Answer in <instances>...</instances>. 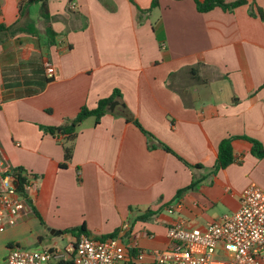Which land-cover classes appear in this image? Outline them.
Here are the masks:
<instances>
[{"label": "crops", "instance_id": "obj_1", "mask_svg": "<svg viewBox=\"0 0 264 264\" xmlns=\"http://www.w3.org/2000/svg\"><path fill=\"white\" fill-rule=\"evenodd\" d=\"M24 1L0 0V23L31 22L38 32L0 41V158L35 181L29 198L38 214L0 234V256L12 246L38 248L50 228L76 240L64 231L82 224L98 239L128 224L122 243L149 253L168 247L172 223L206 228L240 208L248 185L264 189V157L250 141L264 148V20L254 14L264 0L207 12L195 0H160L141 23L131 0H47L49 20L41 2L20 15ZM35 54L52 63L54 79L32 96L8 98L3 67ZM116 89L115 108L99 123L85 119L74 139L45 129ZM226 137L235 161L216 169ZM135 254L124 264H153Z\"/></svg>", "mask_w": 264, "mask_h": 264}, {"label": "built area", "instance_id": "obj_2", "mask_svg": "<svg viewBox=\"0 0 264 264\" xmlns=\"http://www.w3.org/2000/svg\"><path fill=\"white\" fill-rule=\"evenodd\" d=\"M49 77L55 74L52 63L45 61ZM18 177L9 163L0 158V234L15 226L24 214L33 212L29 192L35 186L31 178L15 187L11 178ZM175 206L169 208L174 212ZM123 225L114 237L98 239L82 234L64 247L47 248L12 246L0 256V264H124L132 261L131 249L122 243ZM171 243L149 253L138 250L137 263L147 255L153 264H264V189L256 183L241 194L240 208L210 223L206 228L190 227L184 221L172 223L167 231ZM219 249L224 257L216 258Z\"/></svg>", "mask_w": 264, "mask_h": 264}, {"label": "trees", "instance_id": "obj_3", "mask_svg": "<svg viewBox=\"0 0 264 264\" xmlns=\"http://www.w3.org/2000/svg\"><path fill=\"white\" fill-rule=\"evenodd\" d=\"M160 0H152L151 7L149 9H142L139 7L133 0V4L136 5L139 11V22H142V14L147 13L152 10V8L159 5ZM33 2H41L42 4V16L45 20H49V11H48V3L47 0H25L23 3H20V15L24 13L29 4ZM197 9L200 12H207L216 7H221L225 10H234L240 5L247 4L248 0H234V1H226V0H195ZM254 14L259 15L264 20V10L262 7L257 5V13ZM26 31L31 33L33 36L38 37V32L33 23L27 22L22 26H18L16 23L13 25H6L4 23H0V41L4 39V37H9L15 35L17 32ZM47 34L50 39V43L53 44L55 42V32L51 27L47 28ZM190 72L196 77V79L201 78L198 67H190ZM54 79L53 77H49L45 71V60L42 55L35 54L29 60L20 61L17 65L3 67V87L9 93L8 98L13 97H21V96H32L41 90H43L46 85ZM264 86V85H263ZM121 97L119 90H114V92L105 98H101L97 106L95 108H89L84 106L81 108L77 116L73 119H70L66 123L60 126H48L45 127L52 134L64 135V138L67 140L74 139L76 137L77 128L80 124L90 116H95L96 122L99 123L102 116L109 112L110 104ZM137 125L141 127L140 123L136 121ZM142 128V127H141ZM143 129V128H142ZM151 136V135H149ZM232 138L226 137L219 144V154L215 168H225L232 164L235 161V156L233 154L232 147ZM253 143V153L258 157H264V148L260 141L256 139H250ZM168 151L172 152L168 146L163 145ZM67 156H70L71 149L70 147H66ZM15 174L18 176L20 180V189L23 190V183L27 180V177L22 174L21 169H16ZM189 188V187H188ZM29 204L32 206L33 212L38 214L36 208L32 205L31 200L29 198ZM148 216H141V219H146ZM70 232L73 236L78 239L82 234L90 235L91 232L87 229L85 224L81 226L72 227L64 231V233ZM118 235L117 233H112L110 235H102L99 236L100 239H105L108 237H114ZM11 245V244H10ZM9 245V246H10ZM132 255L135 254L136 249H131Z\"/></svg>", "mask_w": 264, "mask_h": 264}, {"label": "rangeland", "instance_id": "obj_4", "mask_svg": "<svg viewBox=\"0 0 264 264\" xmlns=\"http://www.w3.org/2000/svg\"><path fill=\"white\" fill-rule=\"evenodd\" d=\"M69 237L70 236H67L66 234L59 235V236H54V235H52V233L49 230V232L45 233V235L43 237V241L40 243L38 248H47V247L52 246L54 243H56V245L59 246V247H64V246H66L68 244L69 241H74L75 240L74 238H72V239H70L68 241ZM28 248H32L31 245Z\"/></svg>", "mask_w": 264, "mask_h": 264}, {"label": "water", "instance_id": "obj_5", "mask_svg": "<svg viewBox=\"0 0 264 264\" xmlns=\"http://www.w3.org/2000/svg\"><path fill=\"white\" fill-rule=\"evenodd\" d=\"M117 104H118L117 101H113V102L111 103V105H110L111 110H113ZM11 182H12V184H13L15 187H18V186H19V183H20V180H19L18 177L13 176V177L11 178ZM49 230H50V232H51L52 234H55V235H59V234H62V233H63V230H58V231H57V230H55V229H51V228H50Z\"/></svg>", "mask_w": 264, "mask_h": 264}]
</instances>
